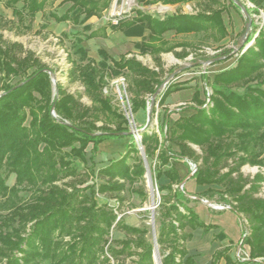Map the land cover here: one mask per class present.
I'll return each mask as SVG.
<instances>
[{
  "label": "trees",
  "instance_id": "1",
  "mask_svg": "<svg viewBox=\"0 0 264 264\" xmlns=\"http://www.w3.org/2000/svg\"><path fill=\"white\" fill-rule=\"evenodd\" d=\"M54 1L0 0V3L11 8L18 23L28 17L25 27L30 29L35 15L44 14L46 6ZM66 1L70 5L62 13L48 12L57 22L78 24L92 16L99 17L111 2L61 0L59 3ZM138 1L144 5L192 1L195 11H179L161 18L136 9L130 18L116 23L110 21L112 29L126 36H141L135 46L141 53L150 54L158 69L126 54L115 59L102 48L98 49L102 59L96 61L87 55L85 47L78 45L76 51L83 60H71L67 73L70 80H78L83 85V91L78 93L67 92L57 82V93L53 94L50 75L44 69L54 70L23 49L21 43L5 41L0 32V262L154 264V248L146 238L147 229L116 221L113 208L98 204L95 197L96 193L120 192L126 183L131 186L143 180L144 163L132 143L123 155L98 168L96 175L103 180L96 189L63 180L75 177L73 159L83 161L89 143L96 152L104 140L125 137L119 132L127 131V119L111 103V97L102 92L110 78L119 75L127 78L132 111L145 109L146 96L163 81L161 53L173 52L178 58L188 55L185 49L190 43L170 42L164 37L165 32L201 34L219 42L227 35V29L222 19L225 6L221 0ZM240 1L248 13L259 14L262 10L264 14V0H247L252 7L245 0ZM229 4L238 8L233 0ZM250 28L245 42L236 51L233 66L215 72L211 78L206 72L200 74L203 85L211 89L207 107H202L204 101L195 90L191 103L164 110L166 116L187 109L189 114L180 115L172 122L163 119L165 128L160 134L148 129L141 133L145 158L154 160L153 166L149 165L154 179L164 175L169 180L157 185L158 191L164 192L160 194L156 233L161 264H196L185 247L191 237L185 227H199L203 231L215 228L213 223L202 221L188 205L191 198L184 186L179 188L182 177L170 162L171 158L186 164L196 163L189 178L200 186L222 187L219 190L207 187L202 195L218 194V202L228 204L231 211L242 215L248 223L249 231L241 244L247 246L249 259H233L230 246H223L212 253L208 264H218L221 259L224 264H241L264 258V197L257 195L264 174L257 172L250 179L240 170L246 164L264 168V23L257 31L251 19ZM144 30L148 31L146 36ZM98 33L91 30L83 37L80 32L70 35H76L81 43ZM176 47L182 52L175 51ZM230 51L224 49L216 55L224 56L221 60H225ZM13 77L19 79L10 83ZM185 84L186 81L168 82L158 94L157 103L164 105L167 97L185 89ZM83 95L90 104L81 101ZM10 175L14 177L11 185L6 182ZM21 190L29 192L26 199L19 194ZM132 191L145 199L142 189ZM112 226L120 228L127 237L107 244ZM132 256L136 258L131 259Z\"/></svg>",
  "mask_w": 264,
  "mask_h": 264
},
{
  "label": "rangeland",
  "instance_id": "2",
  "mask_svg": "<svg viewBox=\"0 0 264 264\" xmlns=\"http://www.w3.org/2000/svg\"><path fill=\"white\" fill-rule=\"evenodd\" d=\"M246 1L247 0H245V2ZM221 2L225 6V11L222 13V19L227 29V35L221 41L215 42L211 38L201 36V34H175L173 31H167L164 33V37L170 42L187 41L190 43V45L185 49V51L188 52V55L184 58L176 57L173 52L161 53L163 63V72L161 75L163 79L177 67L186 63L190 64L178 71L172 79L176 82L186 81L185 89L180 92L181 95H186L190 92L193 93V91L196 90L199 97L204 101L206 93L203 88L204 85L202 78H200L202 65L197 62L199 60L212 58L224 49H231L229 58L207 64L206 74L209 78H211L215 72L229 66H233L235 64L236 51L239 49L237 48L239 46L238 44L239 42H241V44L245 42L243 39V29L245 27L247 17L253 19L254 24L257 27V31L264 23V14L262 10H260L259 14L250 12L248 15H245L239 8L229 4V0H221ZM20 5L21 3L19 2L17 6L19 7ZM69 5L70 1L60 4L57 0L48 4L44 14L38 12L32 21L31 28L27 29L25 25L28 22V17L24 18L23 23H18L17 17L13 14L11 8L5 7L2 3H0V32L3 34V39L5 41H15L21 43L23 45V49L34 54L39 58L40 62L47 64L50 68H52L54 70L53 74L55 76L56 83L58 82L67 92L72 93L82 92L84 89L81 82L78 80L72 81L67 76L69 68L71 67V60H83L80 57V53L76 51L78 45L85 47L87 55L91 56L96 61H100L102 59L101 55L98 54V49L101 47L111 57L113 55L118 58L121 54H126L127 57H135L143 64L155 70L158 69L154 64L152 56L148 53H141L139 48L135 46V43L139 42L142 37L126 36L121 31L112 29L109 26V22H117H113V18H116L117 20L130 18L131 16H134L136 9L152 13L159 17L179 11H195V5L192 1L174 5L162 4L161 2L144 5L138 0H111L109 6L101 12L99 17L92 16L78 24H73L70 21L57 22L48 15L49 11H55L57 14H60ZM103 26L105 29L101 30V27ZM91 30H97L99 32L98 35L85 39L81 43H79L76 35H70L72 32H80V36L83 37L84 34ZM147 33L148 31L144 30V36H146ZM175 51L182 52L180 47H176ZM106 62L110 65L109 60H106ZM116 77L109 79L108 83L104 86L107 91L102 90V92L104 95L110 96L111 103L123 113L128 121L127 131H131V133L125 134V137L122 138H108L104 140L98 145V150L96 152L92 151V144L89 143L85 149V159L83 161L73 159V166L77 172L75 177H68L64 179L63 182H71L77 186L88 185L96 189L97 185L103 180L96 175L98 168L106 165L109 160L123 155L128 150V145L130 143L137 148V154L143 160V146L141 145L139 148L136 143L135 137L137 133L135 132L134 127L140 129L145 126V129L150 131L153 130L160 134L165 128L163 119H167L168 122H172L178 116L190 113L189 109L176 110L166 116V113H164L165 109L178 108L181 106L180 102H185L187 104L189 102H187L188 100H184L185 98L183 97L180 101H169V99H167L165 100L164 105L161 106L157 103V95L153 107L154 112L151 113L148 123L146 116L147 106L145 109L139 108L133 112L130 103L131 117H129L125 114L124 107L122 106L116 93V86L112 83V80ZM18 79L19 77H13L9 80V82L13 83ZM124 80L126 92L130 101L131 93L128 90L129 81L127 78H124ZM147 97L148 96H146V104L148 105ZM81 101L85 104H90V101L85 95L81 97ZM189 101H191L190 98ZM97 124L100 125L101 123L98 122ZM192 147H195V150L198 153L201 152L197 146L192 145ZM170 162L175 166L179 175L182 177V187L184 186L190 195L189 198H191V201L188 205L193 207L200 219L204 221L206 220L207 222L215 225V228H212L207 232L202 231L200 228L190 229L188 226L185 227V231L191 233V238L185 243L188 254L194 256L196 264H208L213 251L226 244V237L234 239L237 233L241 238V235L246 230L249 231L248 223L244 222L243 219L245 218L240 214L235 213L234 215H230L229 208L216 207V204H218V194H213L212 196L202 195L207 187L219 190L222 189L221 186L215 184L210 186L197 185L193 179L187 177L189 174L187 173L189 164H186L183 160L178 161L173 158L170 159ZM143 163L145 173L142 181H135L131 186L126 183L125 189L120 192L96 193L95 197L98 204H107L113 208L114 212H118L120 217L115 219L116 221L121 220L122 222L132 226L146 228V238L152 241L153 235L155 234L156 236L159 224V204L161 202L160 194L164 193L158 191L157 185L160 183H168L169 180L164 175L157 180L154 179L153 173L149 167L150 163L153 166L154 160L148 161L145 158ZM91 170H93V172ZM240 170L244 176L250 179L257 172H263L264 174V168L248 164L243 165ZM6 182L9 185L13 184V175H10ZM260 184L261 187L257 195L264 197V181H261ZM178 185L180 187V184ZM132 189H142L146 194L145 199H143L137 192L132 191ZM19 194L23 199H26L29 196V192L27 190H21ZM205 200L210 203L204 202ZM125 237L127 236L120 228L112 226L109 231L107 244H113L114 239H122ZM239 241L240 239L236 242V244H232V255L234 258L237 257L236 254L238 251ZM244 247L246 249L247 246L243 245V248ZM156 253V262H153L154 264H161L162 254L158 245ZM135 258V256L131 257V259ZM128 260L129 259H127V261ZM219 263L223 264V260L221 259ZM0 264H4V261L0 262Z\"/></svg>",
  "mask_w": 264,
  "mask_h": 264
},
{
  "label": "water",
  "instance_id": "3",
  "mask_svg": "<svg viewBox=\"0 0 264 264\" xmlns=\"http://www.w3.org/2000/svg\"><path fill=\"white\" fill-rule=\"evenodd\" d=\"M233 2L238 6V8L241 10L242 13H244L245 15H248L247 9H246V7H245V5L243 4L242 1H240V0H233ZM250 25H251V18L250 17H247V21H246V24H245V27H244V31H243V39L244 40H246L247 35L249 34ZM238 45L239 46L237 48H240L243 45V43L241 44V42H239ZM223 57L224 56H222V55H216V56H213L212 58H208L206 60H199L197 63H201L202 67L205 69V67L207 66V64H210V63H212L214 61L221 60ZM189 65L190 64H187V63L186 64H183V65L177 67L176 69H174L172 72H170V74H168L163 79V81L157 87V89L149 96V98H148V105H147V108H146L147 123L150 120L151 113H152V110H153V107H154V104H155V98H156V96L164 89L165 85L173 79L174 75L178 71H180L181 69H183V68H185V67H187ZM44 70H46L49 73L50 78H51V82H52L53 93L56 94L57 93V83L55 81V76L53 74V71H51L49 68H46ZM51 112L54 113L53 107L51 108ZM144 130H145V126L142 127V128H140V129L135 130V132L142 133ZM119 133H121V134H130L131 131L119 132ZM94 134H96V133H94ZM142 157H143V160L145 161L144 152L142 153ZM190 175L191 174H188L187 177H189ZM182 185H183V181H181V183H180V186H182ZM188 196H190V195L188 194ZM204 202L210 203L209 201H206V200ZM152 242H153V248H154V251H153V261L156 262V260H155V254H156V250H157V242H156V236H155V234L153 235ZM238 248H239V246H238Z\"/></svg>",
  "mask_w": 264,
  "mask_h": 264
},
{
  "label": "built area",
  "instance_id": "4",
  "mask_svg": "<svg viewBox=\"0 0 264 264\" xmlns=\"http://www.w3.org/2000/svg\"><path fill=\"white\" fill-rule=\"evenodd\" d=\"M246 4L248 6H253L252 3H250L249 1H246ZM113 22H116L117 19L113 18L112 19ZM207 72V69L205 67V69L202 67V70H200V74L201 73H205ZM124 77L123 76H118L116 77L114 80H112V83L115 84L116 86V93H117V96L119 97L120 101H121V104L122 106L124 107V110H125V114L129 117H131V110H130V101H129V98H128V95H127V92H126V88H125V83H124ZM204 89H205V93H206V96H205V102L203 103L202 107H207L208 104L210 103V94H211V89L210 87H208L207 85H204ZM104 91H107L106 87L103 88ZM149 98V97H148ZM186 103L185 102H180V105H185ZM175 109H178V108H175ZM135 130H137V128L134 127ZM136 143L138 145V147L140 148L142 143H141V133H138L136 132ZM195 148V147H194ZM188 164H189V174H192L195 169H196V163H193L191 161H188ZM180 189H182V186L179 187ZM216 207H219V208H229V205L228 204H224V203H220L218 202V204H216ZM116 212V211H115ZM120 217V215L118 214V212H116V219H118ZM244 222H246L245 219H243ZM247 230L241 235V238H240V241H239V248H238V251H237V258L240 259V260H248L249 259V256H248V248L245 249V247L243 248V245L241 244L242 242V239L243 237L245 236V234H247ZM241 251V252H240ZM254 260H257V261H262L264 262V258L262 257H259V258H255Z\"/></svg>",
  "mask_w": 264,
  "mask_h": 264
},
{
  "label": "crops",
  "instance_id": "5",
  "mask_svg": "<svg viewBox=\"0 0 264 264\" xmlns=\"http://www.w3.org/2000/svg\"><path fill=\"white\" fill-rule=\"evenodd\" d=\"M56 1V0H55ZM58 2H60L61 0H57ZM163 17V16H162ZM161 17V18H162ZM99 48H101V47H99ZM112 57L113 58H115V59H117V57H115V56H113L112 55ZM183 90V89H182ZM182 90H178V91H175V92H172L168 97H167V99H169V101H173V100H176V101H180V99L183 97V98H185L184 100H188L187 102H189V103H191V101H189V98H190V100H192L191 99V94H192V92H190L189 94H186V95H181L180 94V92L182 91ZM192 91V90H191ZM166 99V100H167ZM167 106H168V104H167ZM171 108H169L168 110H170ZM229 213H230V215H234L235 214V212H233V211H229ZM202 220V219H201ZM202 221H204V220H202ZM205 223H210V222H207L206 220L204 221ZM197 228H199V227H197ZM196 229V228H195ZM202 231H203V229L202 228H200ZM209 231V230H208ZM204 232H207V231H204ZM191 238V237H190ZM240 239V235H238L237 233H236V235H235V237H234V239H231V238H229V237H226V239L225 240H227L226 241V244L224 245V246H230V251H229V254H230V256L234 259V257H233V255H232V244H236V242L238 241ZM247 248V247H246ZM216 250V249H215ZM214 250V251H215ZM213 251V252H214ZM212 255V254H211ZM211 260V259H210ZM210 262V261H209ZM218 264H220V263H218ZM223 264H224V261H223ZM241 264H264V262H262V261H257V260H253V261H250V262H247V263H241Z\"/></svg>",
  "mask_w": 264,
  "mask_h": 264
},
{
  "label": "bare ground",
  "instance_id": "6",
  "mask_svg": "<svg viewBox=\"0 0 264 264\" xmlns=\"http://www.w3.org/2000/svg\"><path fill=\"white\" fill-rule=\"evenodd\" d=\"M157 254V253H156ZM159 262V261H158Z\"/></svg>",
  "mask_w": 264,
  "mask_h": 264
}]
</instances>
